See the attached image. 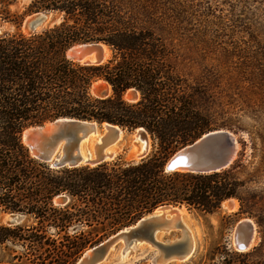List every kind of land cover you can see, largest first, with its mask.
Segmentation results:
<instances>
[{
  "label": "trees",
  "instance_id": "16d2710c",
  "mask_svg": "<svg viewBox=\"0 0 264 264\" xmlns=\"http://www.w3.org/2000/svg\"><path fill=\"white\" fill-rule=\"evenodd\" d=\"M16 1L0 0V21L11 25L0 33V212L24 217L0 222V264H75L86 248L158 205L207 214L238 198L244 181L234 164L208 173L162 168L176 149L222 125L200 107L202 91L180 71L178 50L155 28L149 0H28L11 11ZM42 10L60 20L23 30L25 16ZM90 40L109 47L106 62L67 58L70 45ZM99 81L110 87L107 96L92 93ZM128 88L137 100L124 98ZM60 116L141 127L152 149L137 161L51 167L29 154L21 132ZM59 194L65 204L53 202Z\"/></svg>",
  "mask_w": 264,
  "mask_h": 264
},
{
  "label": "rangeland",
  "instance_id": "374dc122",
  "mask_svg": "<svg viewBox=\"0 0 264 264\" xmlns=\"http://www.w3.org/2000/svg\"><path fill=\"white\" fill-rule=\"evenodd\" d=\"M27 2L17 0L9 8L21 11ZM148 6L157 31L178 50L180 71L201 89L200 107L222 125L219 128L235 134L234 172L244 181L238 198L231 197L228 207L222 201L213 213L201 214L182 205L195 246L186 260L164 264H264V0H149ZM51 14L58 17L57 23L60 16ZM131 137L124 131L119 142L118 156L125 160H133ZM151 149L149 139L148 154ZM246 217L254 223L255 240L247 250L237 251L233 229ZM178 234V230L161 233L159 240ZM119 250L102 264L116 260ZM155 255L157 249L136 243L127 248L131 261L123 264H152Z\"/></svg>",
  "mask_w": 264,
  "mask_h": 264
},
{
  "label": "water",
  "instance_id": "95a60500",
  "mask_svg": "<svg viewBox=\"0 0 264 264\" xmlns=\"http://www.w3.org/2000/svg\"><path fill=\"white\" fill-rule=\"evenodd\" d=\"M57 20L58 17L51 12L36 11L27 16L22 28L30 32L52 25ZM7 25L0 21V33L11 27ZM109 52L110 49L104 42L90 40L70 45L66 56L81 64L99 65L110 58ZM110 91V87L103 83L92 88V93L98 97L107 96ZM124 94H128V101H135L139 97L134 88L126 89ZM124 131L132 133L131 142L134 148L130 154L133 161L146 157L150 138L141 127L129 131L116 124L75 117L60 116L40 124L28 125L21 132V141L31 156L51 167L93 166L118 157V150H114L112 145L120 142ZM237 152L238 141L234 133L223 128L212 129L172 152L164 160L162 168L166 172L219 171L234 164ZM67 200L64 194L53 198L56 204H65ZM182 207L173 204L156 206L134 223L85 249L75 264H102L116 248L119 247L118 253L122 254L127 246L136 243H144L157 249V255L151 257L152 264L186 260L193 252L195 240L181 218L179 210ZM23 217L18 212H0V221L6 224L19 223ZM175 230L179 231L177 236L170 237L167 241L159 240V234H170ZM254 233V223L250 218L238 220L233 229L234 248L237 251L250 248ZM110 264H117V259Z\"/></svg>",
  "mask_w": 264,
  "mask_h": 264
},
{
  "label": "bare ground",
  "instance_id": "6f19581e",
  "mask_svg": "<svg viewBox=\"0 0 264 264\" xmlns=\"http://www.w3.org/2000/svg\"><path fill=\"white\" fill-rule=\"evenodd\" d=\"M99 83H102V81H99ZM124 98H128V94H124ZM121 135V134H120ZM120 135H119V138H120ZM119 143L117 142V143H114L113 145H112V148L114 149V150H118L119 149ZM133 148H134V145H132V150H131V153H132V151H133ZM231 198H229V199H226V200H224L223 201V205L224 206H226V207H228V200H230ZM232 200H233V204H234V206H235V200H234V198H232ZM179 212H180V215H181V218H182V210H181V208H180V210H179ZM182 220H183V218H182ZM184 222V221H183ZM185 223V222H184ZM185 225H186V223H185ZM255 233L253 234V236H252V239H251V242H250V245L252 244V243H254V240H255ZM133 245H135V244H133ZM133 245H130V246H127L125 249H124V251L122 252V254H117V264H123V263H126V262H128V261H131V260H129V258H126L127 256H126V252H127V248L128 247H131V246H133ZM253 245V244H252ZM251 245V246H252ZM120 251V250H119ZM162 264V263H161Z\"/></svg>",
  "mask_w": 264,
  "mask_h": 264
}]
</instances>
